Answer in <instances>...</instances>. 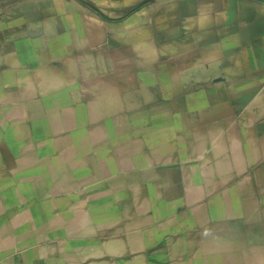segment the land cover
Wrapping results in <instances>:
<instances>
[{"label":"crops","instance_id":"obj_1","mask_svg":"<svg viewBox=\"0 0 264 264\" xmlns=\"http://www.w3.org/2000/svg\"><path fill=\"white\" fill-rule=\"evenodd\" d=\"M157 210L175 217L134 218ZM233 251L264 260V0H18L0 18V264Z\"/></svg>","mask_w":264,"mask_h":264},{"label":"rangeland","instance_id":"obj_2","mask_svg":"<svg viewBox=\"0 0 264 264\" xmlns=\"http://www.w3.org/2000/svg\"><path fill=\"white\" fill-rule=\"evenodd\" d=\"M18 16V0H0V18L1 20H8V17ZM163 206V204L161 205ZM135 220L143 221V220H151L156 224L159 222H167L169 219H173L175 217L174 211L169 210H157V211H135ZM147 230L148 228H144ZM151 229V227H150ZM261 252L257 253L260 254ZM225 258H194V259H167V260H159L160 264H264V260L262 259H243L240 257L242 252L233 251V253L228 252L224 253ZM229 256H233L232 258ZM153 262H157V259L152 260Z\"/></svg>","mask_w":264,"mask_h":264}]
</instances>
